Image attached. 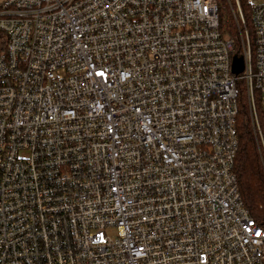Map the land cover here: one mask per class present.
I'll list each match as a JSON object with an SVG mask.
<instances>
[{"label":"built area","instance_id":"built-area-1","mask_svg":"<svg viewBox=\"0 0 264 264\" xmlns=\"http://www.w3.org/2000/svg\"><path fill=\"white\" fill-rule=\"evenodd\" d=\"M250 2L251 27L240 0H0V264H264L234 171Z\"/></svg>","mask_w":264,"mask_h":264},{"label":"trees","instance_id":"trees-1","mask_svg":"<svg viewBox=\"0 0 264 264\" xmlns=\"http://www.w3.org/2000/svg\"><path fill=\"white\" fill-rule=\"evenodd\" d=\"M247 24L251 27L250 0H240ZM227 6V5H226ZM226 15H223V14ZM224 29L231 35H237V27L227 7L221 15ZM7 35L0 30V51L6 47ZM236 52L242 54L237 46ZM238 107L237 130L239 136V151L236 157L234 171L237 175L238 185L246 207L251 215L259 222L264 223V105L261 94L255 90V102L262 135L255 127L250 106L248 89L245 81L237 82Z\"/></svg>","mask_w":264,"mask_h":264},{"label":"water","instance_id":"water-1","mask_svg":"<svg viewBox=\"0 0 264 264\" xmlns=\"http://www.w3.org/2000/svg\"><path fill=\"white\" fill-rule=\"evenodd\" d=\"M245 69V59L244 56L234 55L233 64H232V72L236 75L242 73Z\"/></svg>","mask_w":264,"mask_h":264},{"label":"rangeland","instance_id":"rangeland-1","mask_svg":"<svg viewBox=\"0 0 264 264\" xmlns=\"http://www.w3.org/2000/svg\"><path fill=\"white\" fill-rule=\"evenodd\" d=\"M258 0H254V2L257 3ZM223 15H226L225 13ZM227 16V15H226ZM108 234L114 237L116 235V230L115 229H110L108 230Z\"/></svg>","mask_w":264,"mask_h":264},{"label":"snow or ice","instance_id":"snow-or-ice-1","mask_svg":"<svg viewBox=\"0 0 264 264\" xmlns=\"http://www.w3.org/2000/svg\"><path fill=\"white\" fill-rule=\"evenodd\" d=\"M257 234H259V233H257Z\"/></svg>","mask_w":264,"mask_h":264}]
</instances>
